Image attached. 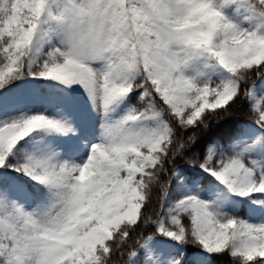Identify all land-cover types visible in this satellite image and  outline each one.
<instances>
[{
  "label": "snow or ice",
  "instance_id": "6c2138e0",
  "mask_svg": "<svg viewBox=\"0 0 264 264\" xmlns=\"http://www.w3.org/2000/svg\"><path fill=\"white\" fill-rule=\"evenodd\" d=\"M131 4L187 8L0 0V264H264V0L168 70L100 42Z\"/></svg>",
  "mask_w": 264,
  "mask_h": 264
},
{
  "label": "clouds",
  "instance_id": "9594fccd",
  "mask_svg": "<svg viewBox=\"0 0 264 264\" xmlns=\"http://www.w3.org/2000/svg\"><path fill=\"white\" fill-rule=\"evenodd\" d=\"M183 3L187 6L183 14L171 5L153 9L157 19H153L143 8L134 11L138 5L131 4L123 13L116 12V21L105 26L100 42L105 45L106 51L121 54L122 59L131 57L138 64H151L163 70L174 65L177 62L175 58L180 57L186 48L200 50L205 58L212 52L227 63L254 43L239 36L217 39L214 36L216 14L210 7L211 0H183ZM170 16L175 19L165 18ZM157 20H162L163 24ZM217 47L221 50L217 51ZM103 74L102 70H98V75ZM142 75L143 71L138 72L137 87L147 84L146 80L140 78Z\"/></svg>",
  "mask_w": 264,
  "mask_h": 264
},
{
  "label": "rangeland",
  "instance_id": "374dc122",
  "mask_svg": "<svg viewBox=\"0 0 264 264\" xmlns=\"http://www.w3.org/2000/svg\"><path fill=\"white\" fill-rule=\"evenodd\" d=\"M228 11H229V13H230L231 15L234 16V18H236V19H240V16H239L238 14H236L235 12H233L232 9H229ZM216 75H219V72H217Z\"/></svg>",
  "mask_w": 264,
  "mask_h": 264
}]
</instances>
